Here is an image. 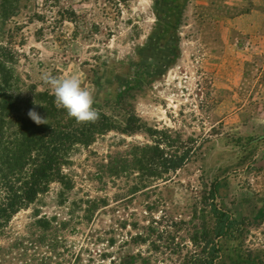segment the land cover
Returning <instances> with one entry per match:
<instances>
[{
  "label": "rangeland",
  "instance_id": "374dc122",
  "mask_svg": "<svg viewBox=\"0 0 264 264\" xmlns=\"http://www.w3.org/2000/svg\"><path fill=\"white\" fill-rule=\"evenodd\" d=\"M0 46L23 98L54 96L45 73L75 75L115 124L135 111L199 145L137 189L136 174L97 171L145 132L76 146L71 187L52 182L12 217L0 264H186L226 214L220 262L264 264V0H0Z\"/></svg>",
  "mask_w": 264,
  "mask_h": 264
},
{
  "label": "trees",
  "instance_id": "16d2710c",
  "mask_svg": "<svg viewBox=\"0 0 264 264\" xmlns=\"http://www.w3.org/2000/svg\"><path fill=\"white\" fill-rule=\"evenodd\" d=\"M8 53V49L0 46V232L17 212L45 193L52 182L70 188L71 182L63 173V166L70 163L75 147H87L110 131L128 135L143 131L151 141L131 144L124 152L107 154L106 161L98 166L100 180L136 174L140 182L134 189L167 180L168 174L182 168L199 147L168 129L148 127L135 111H125L124 125L120 126L94 104L99 119L95 123L81 124L69 117L65 109L57 108L52 95L35 92L32 99L23 98L17 84L19 79L7 64ZM117 98L119 102L123 99ZM34 100L46 107L34 105ZM33 107L42 117H47L50 124L33 122L27 115ZM235 223L227 214L215 219L214 239L207 242V252L201 250L186 264H223L215 240L227 235Z\"/></svg>",
  "mask_w": 264,
  "mask_h": 264
},
{
  "label": "clouds",
  "instance_id": "9594fccd",
  "mask_svg": "<svg viewBox=\"0 0 264 264\" xmlns=\"http://www.w3.org/2000/svg\"><path fill=\"white\" fill-rule=\"evenodd\" d=\"M42 79L50 86L57 108L65 109L68 116L74 118L77 123H95L99 119L100 114L93 107V94L90 90L82 87L78 76L56 77L45 73ZM33 104L46 107L42 103H36L35 100ZM27 115L37 125L50 124L48 118L42 117L35 107L30 108Z\"/></svg>",
  "mask_w": 264,
  "mask_h": 264
}]
</instances>
